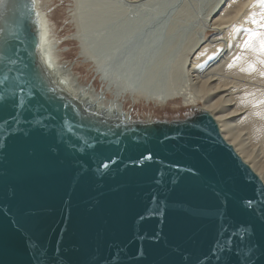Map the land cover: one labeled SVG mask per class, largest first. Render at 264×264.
Masks as SVG:
<instances>
[{
    "label": "water",
    "instance_id": "1",
    "mask_svg": "<svg viewBox=\"0 0 264 264\" xmlns=\"http://www.w3.org/2000/svg\"><path fill=\"white\" fill-rule=\"evenodd\" d=\"M8 90L0 62V264H264V183L209 113L143 138Z\"/></svg>",
    "mask_w": 264,
    "mask_h": 264
},
{
    "label": "bare ground",
    "instance_id": "2",
    "mask_svg": "<svg viewBox=\"0 0 264 264\" xmlns=\"http://www.w3.org/2000/svg\"><path fill=\"white\" fill-rule=\"evenodd\" d=\"M40 1L41 0H32L35 6L32 11L34 31L32 32L31 30V32L33 34L31 35L29 31H26L27 33L25 32V36H27L28 39L22 41L25 42L24 45L19 44L13 47L12 45L15 39L24 36V32L20 29L24 28L25 20L23 21L21 18L19 19L14 16L20 13L19 9L23 11L22 3H19L17 0H0V46L4 45V42L7 41L11 47L8 48V45L0 47V62L3 74L10 89L7 91L9 98L14 104L18 105L25 101V97H27L25 95V86H27L29 88L28 93L32 95V97H30L34 101L41 97L42 103H48L55 110H63L64 114L71 117L73 112L70 113L71 110H68L70 105L65 101V96L77 102L75 98L81 100L83 97L81 98L80 94L83 92L85 95L91 94L92 99H90L92 101H90L93 103L95 99L101 96L105 97V94H110L113 96V100H106L105 97L106 101H104V110H106L105 116L116 125H129L132 124L133 121L129 119V116H131L132 119L133 116L130 115L131 113L129 114L125 111L124 104L120 101L122 98L126 100L128 95H131L135 101H146L157 107L167 106L171 101H181L185 106H194V104L204 103V107H197L199 111H205L213 117L224 139L235 149L246 164H250L247 165L252 168L264 183V104L259 103V101L264 100V88L259 89L254 86L244 85L236 92V88H228L232 83L224 79L227 76L226 74H232L241 79L249 78L250 80L263 83L264 87V64L260 63L261 60H264V55L252 51L251 48L245 49L242 46L244 41L248 39L249 34L243 38L240 37L242 41L240 40L239 43H237L238 46L235 47L231 53L228 54L227 52L228 47L233 44L234 38L239 34L237 31L241 30L240 26L223 30L213 36H209V32L205 31L202 39H197L194 43L192 42L193 44L189 50L187 49L188 51L184 60L181 61V66L178 70H175V78L177 80L182 79V83L185 82L186 86L184 87L183 83L181 86L182 88H178L176 87V82L167 83L162 86L163 84L158 85L159 83L155 81H158L157 75L159 69L163 68V65H167L168 63H162V67H155L156 70L149 76L148 83H146L145 80L142 82V78H140L138 72L139 69H134L135 67L132 66L124 67L127 59L124 62V66L119 60L122 58L121 53L123 52L120 50H126V48L133 45L136 38L140 37V33L143 29L149 24L153 25L156 20L163 15L165 10L167 11L170 7L169 3V7L162 6L158 11L156 9L154 10L153 7L149 11L154 10L157 12L150 13L149 16L141 15V17L136 19L134 16H130L124 11L122 8L123 5L121 7L123 2L119 3V6V4L98 1L94 6L95 8H101L102 12H99L90 7V4L93 3L92 1V3H90V0H72V9L68 12L70 17L69 23L74 29L72 37L75 38L78 43L79 55H82L83 59L88 58V65L90 63L95 74L102 76L101 79L104 78V83L106 85L104 88L107 87V90L97 93L91 87L81 86L79 83L77 84L73 73L70 68L67 67V62L61 63L59 61L57 53L62 51L59 48L60 42L56 39H50L52 37H50L52 28L49 24V18H47L46 13L42 10L43 8L39 5ZM95 1L96 0H94V2ZM125 2L134 7L136 6V9L139 11V8H141L140 6H142L141 4L144 2L146 4L147 0H125ZM100 4L102 5L99 6ZM170 4H172V2ZM137 6L139 7L137 8ZM148 6H150V4H148ZM35 10H37V12ZM120 10L124 14H121ZM118 12L121 15H118ZM224 17L226 16L223 15V18ZM223 18H221V20ZM214 26L216 27V25ZM17 27L19 28L20 34H16ZM120 31L123 32V35L119 36ZM105 33L108 35L104 36L103 34ZM100 36L106 37L103 39V41H106L104 45L116 39L117 41L113 42V45H116L118 42V44L121 45L119 55H117L115 51L114 53L116 54H109L108 56V53H105L103 55V53L99 51L100 46L96 45L98 37ZM119 37L120 39L118 40ZM141 40L140 43L143 41ZM146 41L147 40H145V42ZM221 41H225L226 45H222ZM154 42L156 41L146 42L138 48L139 53L136 56L138 57V66L142 64L144 55L146 56V53L149 51V48L151 49ZM137 43L139 42L137 41ZM217 45L221 47L219 51L216 52L214 46ZM107 49L108 47L106 51H108ZM22 54H24L25 59L21 56ZM168 55L169 54H167V56ZM236 57H240V59L237 60L235 59ZM170 62L171 61H169V64ZM203 65L210 66L211 70L204 75H200L198 71ZM249 65H254L255 70H248ZM211 75L213 77H210ZM186 78L188 79L186 80ZM158 82H160V80ZM17 91H21V94L17 93ZM213 100L215 101L212 102ZM90 101L87 102L91 103ZM37 107H40L38 103ZM86 107L88 106L86 105ZM25 109L28 110V108ZM244 109H247L246 115L238 118L241 111ZM88 110L90 109H85L84 112L87 114L89 113ZM97 110L95 109L94 111ZM100 112L103 113L104 111ZM100 112H98V114ZM250 116H252V118L247 120ZM60 118H63V116L61 115ZM245 120L247 121L242 123ZM3 122L7 125L10 123L7 120H3ZM16 123L17 122H13V124ZM43 125L41 119L39 122H35L36 129H39L40 126L43 127ZM153 125L152 120L147 119L145 121L143 129L141 130V136L143 138L149 136L155 129L156 131L154 133H158L157 128L153 129L151 127ZM2 128L6 130L3 126ZM27 128L29 129V126H27ZM77 152L79 153L80 150ZM102 152L104 154H114L113 151ZM250 160L252 161L250 162Z\"/></svg>",
    "mask_w": 264,
    "mask_h": 264
},
{
    "label": "rangeland",
    "instance_id": "3",
    "mask_svg": "<svg viewBox=\"0 0 264 264\" xmlns=\"http://www.w3.org/2000/svg\"><path fill=\"white\" fill-rule=\"evenodd\" d=\"M98 1L100 2L105 1L110 4L113 3L117 5L123 2L121 4V7L123 5L122 8L124 9V11L130 16H134V18L136 19L141 17V15L149 16L150 13L157 12L158 9H160L162 6H166V7L170 6L167 9V11L165 10L163 15L160 16L161 19L159 18L158 20H156V22L153 25L149 24L150 26L147 25L145 29H143L142 31L143 34L142 32L140 33V37L136 38V41L133 42V45L126 48V50L125 49L120 50V51H123L121 53L122 58L119 60L121 64L124 66V64L126 63L124 67L132 66V67H135L134 69H139L138 72H139L140 78H142V82H144L145 80V82L148 83L149 76L153 73V71H155L157 67L159 66L162 67L163 64L168 63L167 65L166 64L163 65V68L159 69V73H158L159 77L157 75L158 79L157 78L156 79L158 81L160 80V82L155 81L159 83L158 85L163 84L162 86L166 85L167 83H172V82H176V87L178 88H182L181 86L183 85V83H184V87L186 86L185 82L182 83V79H180L181 80L180 81L175 78V70H178V68L181 66V61L184 60V57L187 51L189 50L191 45L194 43V41L197 39L203 38V33L205 31L209 32V36H213L216 33L221 32L223 30H227L230 28L240 26L241 30L237 31L239 32V34L236 35V37L234 38L233 44H231L230 47H228V51H227L228 54L231 53L233 49L238 46L237 43H239L240 40L242 41V38L244 36L249 34L248 29H252L253 31H264V29L259 28L257 24H254L252 22L253 18L259 20L260 19L259 14L262 11H264V8H261L258 4H256V0H173V1L172 0L171 1L170 0H150V1L147 0L146 4L144 2L143 4H141L142 6H140L142 8V12H141V8H139V11H138V9H136V6L134 7L133 5L128 4L127 2H125V0H96L95 2L94 0H90V3H92L90 4V7L94 10L96 9L95 11L102 12L100 7L95 8L94 6V4H97ZM171 2L172 4H170ZM147 3L150 4V6H148ZM168 3H169V6H168ZM72 4H73L72 0H41L39 2V5L41 6V8H43L42 9L43 12H45L47 18H49L48 19L49 24H50V27L52 28L51 29L52 33L50 34V37L51 36L52 37L51 38L49 37V38L52 40L56 39L60 42L59 48L62 51L60 53H57V57L59 61L61 63L67 62V67L70 68L71 72L73 73L75 77V82L77 84L79 83L81 86L91 87L95 92L100 93L102 91L107 90V87L104 88V86H106L104 83L105 80L104 78L101 79L102 76H100L99 74H95V72L91 68V64L89 63L90 65L89 67L88 62L84 61V59L80 57L78 43L75 40V38L72 37L74 33V29L69 23L70 17L68 15L69 10L72 9ZM101 5L102 4H100L99 6ZM138 7L139 6H137V8ZM153 7H154V10L156 9L157 11H154V10L149 11ZM143 10L145 13L143 12ZM35 11L37 12V10ZM117 14L121 15L124 13L121 12L120 14L118 12ZM223 15L226 16L227 18L226 17L223 18ZM14 16L16 17V15ZM221 18L223 19L221 20ZM214 25H216V27ZM31 30L33 32L34 27H32ZM103 35L105 36L108 34L105 33ZM120 35H123V32L120 31L119 36ZM144 35H146L147 37ZM104 36L98 37V41L96 42L97 43L96 45L100 46V49L98 48L99 51L103 53V55L105 53L106 54L108 53V56L109 54H116L114 53V51L117 52V55H119L120 53L119 49L121 47V45L118 44L119 42L116 45H113V42L117 41L116 39H113L111 40L112 43L108 42L107 45L109 46H107L106 44L104 45V43H106V41H103V39L106 38ZM119 39L120 37L118 38V40ZM140 40L142 41L141 43H140ZM145 40H147L146 41L147 43L152 42V41H156V42H154V44L152 43L153 46L151 47V49L149 48V51L146 53V56L144 55L143 57L144 61L142 60V64L139 65L140 66L139 67L138 57L136 56L139 53L138 48L142 46L144 43H146ZM137 41L139 43H137ZM221 42H222V45H226L225 41H221ZM107 47H108L107 49L108 51H106ZM214 47L216 48L215 51L217 52L219 51V48L221 46L217 45ZM109 48L110 49L112 48V49L110 50ZM167 54L169 55L167 56ZM165 56H167L168 60L171 61L170 64H169V61L167 60V57ZM132 58H133V61H132ZM126 59H127V62H125ZM139 64H140V61H139ZM210 68L211 67L208 65H203L199 69L198 72L200 73V75L201 74L204 75L209 70H211ZM226 75L227 76L224 78L225 81H229L232 83L230 86H228V88H236L235 90L236 92H238L239 88L244 85L254 86L255 88H259V89L264 88L263 83L250 80L249 78L241 79L232 74H229V75L226 74ZM210 77H213V76L211 75ZM187 79L188 78H186V80ZM81 94H80V97L81 98L83 97L81 100L75 97L74 98L77 100V102L79 103V106H81L83 110L90 109L88 110V112L91 114V116L92 115L95 116V125L97 128H100L101 126H106L105 122L114 124L112 121H109L110 119H107V117L105 116L106 110H104V105H105L104 101H106L107 99L113 100L112 95L105 94L106 100L104 96H103L104 98L101 96L95 100L93 99L94 101L92 103L91 94L85 95L83 92H81ZM131 97H132L131 95H128L126 100L122 98L120 99V101L123 102L125 111L129 114L131 113L130 115L133 116V120L135 124H144L147 119L152 120L153 122L155 121L159 123L160 125L173 126L177 123H181V122L183 123L187 121H188L187 123H189L191 121H194L198 117V114L200 113V111L197 107H201V108L204 107V103L196 104V105L194 104V106H185L184 104H182L181 101H171L167 104V106L157 107L146 101H139V102L135 101L134 98L133 97L131 98ZM98 100L100 101V104ZM87 101L88 102L90 101L91 103H88ZM214 101L215 100H213L212 102ZM86 105L88 107H86ZM92 105L94 108L92 107ZM97 107H98V110H97ZM95 109L97 111H94ZM100 111L102 112L104 111V112L101 113ZM98 112L100 113L98 114ZM246 113H247V109H244L243 111H241V114L240 116H238V118H240L241 116L242 117L245 116ZM251 118L252 116H250L247 120ZM247 120L243 121L242 123H245ZM251 161L252 160H250V162Z\"/></svg>",
    "mask_w": 264,
    "mask_h": 264
},
{
    "label": "snow or ice",
    "instance_id": "4",
    "mask_svg": "<svg viewBox=\"0 0 264 264\" xmlns=\"http://www.w3.org/2000/svg\"><path fill=\"white\" fill-rule=\"evenodd\" d=\"M256 4H258L261 8H264V0H256ZM259 15H260V19L257 20L253 18L252 22L254 24H257L259 28L264 29V11H262ZM248 33H249L248 39L244 41L242 46L245 49L251 48L252 51L259 52L260 54L264 55V31H253L252 29H248ZM7 44L8 42L5 41L4 45L2 46H7ZM235 59L239 60L240 57H236ZM260 63L264 64V60H261ZM248 70L254 71L255 66L249 65ZM259 103L264 104V100L259 101Z\"/></svg>",
    "mask_w": 264,
    "mask_h": 264
},
{
    "label": "flooded vegetation",
    "instance_id": "5",
    "mask_svg": "<svg viewBox=\"0 0 264 264\" xmlns=\"http://www.w3.org/2000/svg\"><path fill=\"white\" fill-rule=\"evenodd\" d=\"M72 26V25H71Z\"/></svg>",
    "mask_w": 264,
    "mask_h": 264
}]
</instances>
